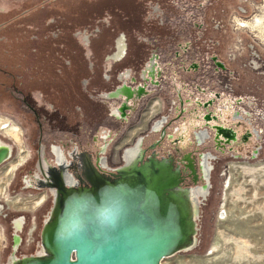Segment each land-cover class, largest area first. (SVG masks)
I'll use <instances>...</instances> for the list:
<instances>
[{
	"label": "rangeland",
	"instance_id": "rangeland-1",
	"mask_svg": "<svg viewBox=\"0 0 264 264\" xmlns=\"http://www.w3.org/2000/svg\"><path fill=\"white\" fill-rule=\"evenodd\" d=\"M121 32L125 54L108 59ZM93 36L106 49H84ZM125 69L126 82L145 90L118 120L113 106L123 98L103 92L121 83ZM232 113L251 130L256 157L251 144L218 143L214 128L201 123L212 114L236 128ZM163 116L165 125L154 131ZM6 120L17 128L11 135ZM190 120L196 125L182 147L172 138ZM206 128L198 144L194 134ZM138 137L146 154H172L178 168L179 158L192 155L198 176L184 173L181 185L207 189L196 245L164 262L264 264V0H0V139L11 160L23 159L11 180L10 159L0 164V192L20 195L17 203L9 198L11 207L0 195V264L40 249L54 197L49 188H27L25 179L45 177L42 157L54 164L58 154L72 162L73 151L87 152L114 169ZM208 152L204 179L200 159Z\"/></svg>",
	"mask_w": 264,
	"mask_h": 264
},
{
	"label": "bare ground",
	"instance_id": "bare-ground-1",
	"mask_svg": "<svg viewBox=\"0 0 264 264\" xmlns=\"http://www.w3.org/2000/svg\"><path fill=\"white\" fill-rule=\"evenodd\" d=\"M218 130L219 132L222 130L228 131V129L223 128H218ZM138 139L139 141L136 145L129 146L125 150V167L120 165L114 169L106 168V171H103L97 165V162L93 161L92 155L87 152L79 153L77 151L72 153V162H68L60 154L57 155L53 166L40 161V170L43 171L45 177L41 178L38 175L36 187L49 188L54 197L53 212L45 224L51 222L55 212H58L59 216H65L68 211L73 210L76 206L83 211L86 207L92 208L102 202L122 201L126 210L133 212L136 217L138 214L145 216L150 228H153L154 223L159 221L154 213L166 211L174 214L176 218L181 217L179 222L182 225L181 231L184 234L181 238V244L176 247L177 250L175 252L165 257H169L179 251L192 250L196 245L197 210L201 198L207 193V189L203 187L185 188L179 184L184 179L185 168L190 170L188 175H193L194 178L197 177L193 159L184 156L182 159L187 160V163L184 164L185 168L181 169V166H179L177 169L174 158L171 155L161 157L154 150L146 154V149L141 146L142 137ZM229 139L234 140V136L227 137V141ZM162 164L165 165L166 169L162 168ZM175 182L178 183L176 188L172 186L173 183L176 184ZM161 185L165 186L160 187ZM160 190H162V195L164 196L156 197L157 192L161 194ZM165 190L167 195L172 194L173 196H170L169 200H166L167 196L163 193ZM19 200V197L16 198L14 203ZM143 205H147L152 209L143 208ZM14 224L16 231H19L22 224L21 218L16 219ZM34 227L30 229L31 234ZM43 235L44 232L41 235L39 251L37 250L36 253L22 257L13 255L11 263L21 264L22 259L25 261L27 259L50 257L51 252L45 245ZM15 239L16 243H18L19 236L17 234H15ZM165 257L159 261V264H166L164 262Z\"/></svg>",
	"mask_w": 264,
	"mask_h": 264
},
{
	"label": "water",
	"instance_id": "water-1",
	"mask_svg": "<svg viewBox=\"0 0 264 264\" xmlns=\"http://www.w3.org/2000/svg\"><path fill=\"white\" fill-rule=\"evenodd\" d=\"M105 96L117 95L109 93ZM162 168L166 169L165 165L162 164ZM175 183L172 184L174 188L178 184ZM160 191L156 197L164 196ZM163 193L166 200L172 196L167 195L166 190ZM142 207L152 209L147 205ZM84 209L81 211L76 206L65 216L53 213L54 218L41 230L51 256L22 259L21 264H159L163 257L177 250L184 235L179 222L181 217L176 218L166 211L157 214L153 211L159 221L150 228L145 216L138 214L136 217L126 210L122 201L102 202ZM52 212L53 208L51 215Z\"/></svg>",
	"mask_w": 264,
	"mask_h": 264
},
{
	"label": "flooded vegetation",
	"instance_id": "flooded-vegetation-1",
	"mask_svg": "<svg viewBox=\"0 0 264 264\" xmlns=\"http://www.w3.org/2000/svg\"><path fill=\"white\" fill-rule=\"evenodd\" d=\"M124 37L123 33L121 32L119 34V36L116 38L115 40V50H111V52L109 53V57L108 59H113V60H118L121 59L124 56V50H119L120 44H121V39ZM123 44H121L122 46ZM152 66V60H149L145 67H144V71L142 72L144 75H147V72H149V69H151ZM128 76H130V71L129 69H125L123 71H121L119 73L118 79L121 80V83H119L114 89L108 90V91H104L103 95H109L110 94H115L117 96L115 97H122L123 98V102L121 104H119L118 106H113V111L116 114L117 118L116 119H121L123 118L122 116L127 117V109L129 106H133L135 104V102L138 100V98L141 96V94L144 92V87L142 85L139 86H132L129 85L126 82V78H128ZM120 77V78H119ZM106 97V96H104ZM106 98H112V97H106ZM230 112V109H228ZM238 116V117H237ZM237 116H235V113H232V118L235 120L234 122L236 123V128L235 127H231L230 125H226L223 122L219 121V119H215L212 114H210V116H207L206 118L202 119V122L204 125L208 124L210 125L212 128H214L215 130V139L216 142L218 143H225L227 142V137L233 135L234 136V140L229 139V141H234L236 142L237 146L239 148H243V146H247L249 144H251V149L249 151L250 155L252 156V158L256 157L258 148L256 146V143L253 142L252 138H251V130L249 129V127L243 123V122H239L238 120L240 119L239 114H237ZM212 120H216V123L213 124V122L211 123ZM7 124L5 125L7 129V133L9 134L11 132V130H17L16 127H14L13 122L11 120H6ZM166 123V117L163 116L160 120H158L155 125L153 126V130L157 131L159 130L162 126H164ZM196 125L195 124V120H190L189 121V125L186 126L184 125V127L180 130V132L176 135L177 138H172L174 141H176V144L182 146V147H186L189 144L188 141V134H189V130L191 128V126ZM209 126V127H210ZM218 128H223V129H228L227 130H222L221 132H219ZM205 130V131H204ZM201 130L200 132H196L194 135H196V137H198V144H201L203 142V140L207 137L209 131L206 129ZM224 131V132H223ZM13 133V132H12ZM10 133V135L12 134ZM232 133V134H231ZM224 134V135H222ZM16 135H14L13 137H15ZM106 137V136H105ZM175 137V136H173ZM139 138V137H138ZM137 138V139H138ZM231 138V137H230ZM142 146V144H141ZM153 150H150L149 153H151ZM156 151V150H154ZM74 152V151H73ZM79 152V151H77ZM11 153V147L9 145L6 144V142H4L3 140L0 139V160H2L3 162L6 160L10 159V162H8L9 164V172H8V180H11L13 178V176L15 175V171L17 170V167L20 166L22 163V158L21 156H17L14 157V159L11 160L12 155L10 156ZM148 153V154H149ZM59 155V154H58ZM63 155V154H60ZM174 158V162L176 163L175 157L172 154H169ZM8 156V157H7ZM10 156V158H9ZM64 156V155H63ZM184 156H187L188 158L193 159L192 155L189 156V154H186ZM6 157V158H5ZM57 159V156L55 158V160ZM92 159L94 162H97V165L101 168V170L106 171V168L110 169L111 167H109V163L107 161L106 158L104 157H98V159L95 161L94 157L92 156ZM213 159V155L208 152L205 154L201 155V169L203 170L204 173V179H206V177L209 174L210 171V161ZM42 163H45L47 165H55L54 164H50L47 162V160L42 157L41 158ZM179 161L183 163V168H185L184 164L187 163V160H184L182 158H179ZM179 163V162H178ZM194 163V168L196 171V164ZM2 165V164H1ZM182 168V167H181ZM185 172L187 173V175L190 173V170L188 168H185ZM183 173V177H185ZM0 174H1V169H0ZM197 174V172H196ZM38 173L35 174V176L33 177L36 181H34L32 178H26L25 179V183H27V188H33L36 187V184L38 183ZM207 175V176H206ZM198 176V175H197ZM193 177V175L191 176V178ZM35 185V186H34ZM197 188H200L202 186H196ZM37 188V187H36ZM52 194V192H51ZM1 195V201L4 203L3 206L7 205L8 207H11L10 203L11 200H9V198H15V197H19L20 195H16V196H9L6 191L0 192ZM53 195V194H52ZM47 197L46 193H43V195L39 196L38 199V203L43 200L44 198ZM38 206V204L36 205ZM1 208V206H0ZM25 210V209H23ZM18 222V221H16Z\"/></svg>",
	"mask_w": 264,
	"mask_h": 264
},
{
	"label": "crops",
	"instance_id": "crops-1",
	"mask_svg": "<svg viewBox=\"0 0 264 264\" xmlns=\"http://www.w3.org/2000/svg\"><path fill=\"white\" fill-rule=\"evenodd\" d=\"M95 36L91 37L89 43H87V45H86V47L84 49H106V44L104 46L103 42H100L101 45L100 44H97V45L94 44V40H96ZM121 44H123V45L121 46ZM121 44H120L119 50H124L125 43L123 42V38L121 39ZM111 49L115 50L116 47L113 45V47H111Z\"/></svg>",
	"mask_w": 264,
	"mask_h": 264
}]
</instances>
